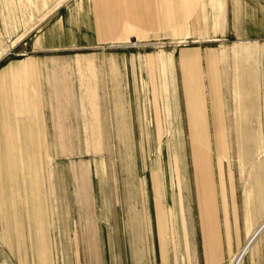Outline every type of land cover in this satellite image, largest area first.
<instances>
[{"label": "crops", "instance_id": "0c3cea01", "mask_svg": "<svg viewBox=\"0 0 264 264\" xmlns=\"http://www.w3.org/2000/svg\"><path fill=\"white\" fill-rule=\"evenodd\" d=\"M60 1L26 54L0 64V254L11 264H227L253 229L234 169L207 147L225 138L221 58L187 47L173 61L192 169L108 170L78 155L108 144L104 130L122 145L146 143V81L152 88L155 78L122 43L193 32L196 0ZM259 231L248 264H264Z\"/></svg>", "mask_w": 264, "mask_h": 264}, {"label": "rangeland", "instance_id": "374dc122", "mask_svg": "<svg viewBox=\"0 0 264 264\" xmlns=\"http://www.w3.org/2000/svg\"><path fill=\"white\" fill-rule=\"evenodd\" d=\"M59 3L62 1L0 0V64L26 54L30 38L49 22ZM195 5L199 6L195 7L188 24L193 32H150L143 40L122 43L126 46L124 50L143 60L145 77L150 71L155 78L152 88L146 81V143L122 145L117 143L111 129L104 130L108 136L102 140L108 144L82 145L78 155L83 163L108 170L136 168L137 162L140 168L192 169L193 146L184 106L180 103L182 98L173 95L175 90L170 83L175 73L173 61L180 56L181 49L187 47L196 48L200 57L209 55L217 61L221 58V63L215 66V77L224 92L225 138L220 139L221 145L207 147L210 153H220L227 167L234 169L246 225L254 229L249 218L261 222L264 219V0H196ZM192 20L193 25H190ZM186 35L187 39H176ZM94 51L99 59L104 55L101 49ZM178 82L180 84V80ZM197 103L191 100L194 118L200 107ZM170 106L174 107V112L170 111L169 118ZM199 122L195 123L201 124ZM194 149L198 153V148ZM177 157L182 161H176ZM206 161L205 157L203 164ZM64 163L67 167L68 160ZM235 256L227 264H231ZM0 264L11 262L0 254ZM241 264H248L247 253Z\"/></svg>", "mask_w": 264, "mask_h": 264}, {"label": "bare ground", "instance_id": "6f19581e", "mask_svg": "<svg viewBox=\"0 0 264 264\" xmlns=\"http://www.w3.org/2000/svg\"><path fill=\"white\" fill-rule=\"evenodd\" d=\"M255 139V138H254ZM250 148V147H249ZM258 169V168H257ZM264 226V219L263 221L259 224L258 227H256L255 229H253L252 231H250V236H248L247 242L245 244V246L243 247V249H241V252L232 260L231 264H241L244 255L246 254V252L249 250L248 248L250 247L252 241H253V237L255 236V234L261 230V228ZM260 232V231H259ZM248 233V232H247Z\"/></svg>", "mask_w": 264, "mask_h": 264}, {"label": "water", "instance_id": "95a60500", "mask_svg": "<svg viewBox=\"0 0 264 264\" xmlns=\"http://www.w3.org/2000/svg\"><path fill=\"white\" fill-rule=\"evenodd\" d=\"M135 40H136V39H135L134 37H131V38H130V41H131V42H135Z\"/></svg>", "mask_w": 264, "mask_h": 264}, {"label": "built area", "instance_id": "2783aa9c", "mask_svg": "<svg viewBox=\"0 0 264 264\" xmlns=\"http://www.w3.org/2000/svg\"><path fill=\"white\" fill-rule=\"evenodd\" d=\"M236 257V256H235Z\"/></svg>", "mask_w": 264, "mask_h": 264}]
</instances>
